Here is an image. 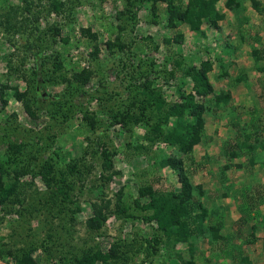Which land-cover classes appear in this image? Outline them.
<instances>
[{
  "label": "rangeland",
  "instance_id": "obj_1",
  "mask_svg": "<svg viewBox=\"0 0 264 264\" xmlns=\"http://www.w3.org/2000/svg\"><path fill=\"white\" fill-rule=\"evenodd\" d=\"M63 1L71 8L69 14L48 12L41 1L33 10L38 20L31 16L35 21L28 22L23 32L0 27V86L7 100L3 106L0 102L1 171H12L8 161H14L13 167L24 166L19 181L24 184L20 191L26 208L20 215L21 204L15 203L11 210L0 204V264L14 262V256L6 255L8 249L28 245L35 247L32 257L38 264H59L82 250L107 253L115 243L119 264H182L177 255L188 259L189 248L181 243L164 245L156 223L142 218L141 206L149 199L140 194L142 185L151 184L167 194L182 190L177 165L161 167L162 157L180 161L190 183L202 185L200 201L208 209L218 208L217 220L228 216L225 211L232 213L231 220H225L234 234L227 236L230 264H252L250 259L239 263V257L262 263L257 257H264L260 250L264 243L256 246V241L264 242V207L243 195L250 189L256 195L264 193L259 178L264 176V150L259 145L264 140V72L252 55L253 48L264 50V0H257L260 14L251 0H239L240 6L233 9L220 0L217 8L223 17L217 26L203 21L201 32H193L175 17L169 19L170 4L162 0ZM172 1L181 9L187 3ZM20 4V0H0V9ZM81 28H90L97 38ZM94 46L98 52L92 55ZM175 59L182 67L210 62L207 77L212 93H194L206 108L202 137L187 153L161 141L154 121L148 125L145 119L137 123L126 119L130 110L148 105L141 92L148 79L167 102L177 100L182 80L179 88L193 93L189 78L172 65ZM221 92L234 96L225 105L217 104L215 96ZM256 121L261 132L257 142L255 135L248 141L257 147L243 150L240 144L245 134H253ZM152 137L159 140L152 142ZM22 141L24 149L19 147ZM103 147L112 162L105 171ZM233 149L240 154L231 160ZM75 160L84 164L83 186L76 181L70 192L73 212H65L58 199L51 200L52 190L40 169L52 163L54 170H64ZM112 171L110 179L100 178ZM93 203L106 216L97 232L85 227ZM118 204L123 207L120 211ZM242 205L249 209V229L238 225ZM48 233H53L52 241ZM42 242L50 246L46 251ZM195 245V264H223L217 257H227L211 249L206 238Z\"/></svg>",
  "mask_w": 264,
  "mask_h": 264
},
{
  "label": "trees",
  "instance_id": "obj_2",
  "mask_svg": "<svg viewBox=\"0 0 264 264\" xmlns=\"http://www.w3.org/2000/svg\"><path fill=\"white\" fill-rule=\"evenodd\" d=\"M20 1L21 4L19 6L3 10L0 9V27L8 28L14 33L23 32V28L28 27V22L30 24L35 21L34 19L38 20V17H34L33 10L41 1H44L46 4L48 12L62 15L66 13L69 14L71 11L67 2L63 0ZM162 1H166L170 4L168 6L170 11L169 19L175 17L179 21L188 23L193 32H201L200 25L203 21L217 26L218 20L223 17V15L218 12L217 8V3L220 0H187L183 9H181L182 6L180 7L178 3L175 4L172 0ZM127 3H130V0H127ZM258 4L259 2L257 0H251L252 7L260 14L262 8L258 7ZM225 6L233 9L240 6V2L239 0H225ZM31 16L34 19L31 18ZM81 30L82 33H87L94 39L97 38V35L92 33L90 28H81ZM54 33L56 36L60 35L57 28H55ZM106 44L111 46L108 42ZM97 52L98 48L94 46V51L91 54L95 55ZM252 55L256 59V62L260 64L258 70L264 72V50L253 48ZM181 63L182 62L178 59H175L172 65L181 70L183 78H189L193 93H187L179 88L184 83L182 80L181 85L178 86L177 100L167 102L162 95L161 89L155 88L153 82L148 79L145 81L144 88L141 90L148 105L143 106L142 108H137V110H130L131 113H126V119L135 123L145 119L148 122V125L154 121V130L161 141L187 153L202 137L201 134L204 123L203 113L206 109L202 103L195 100L194 93L205 96L211 94L213 89L207 77V71L210 67L209 61H202L199 66L190 64L182 67L183 64ZM56 65L60 66V63H57ZM75 76L82 80L80 75ZM230 98L231 96L229 93L221 92L219 95L215 96V101L217 104L222 102L225 105ZM0 102L2 103V106L7 102L4 98V87L2 86H0ZM124 117L125 116L121 118L122 121H125ZM90 122L91 121H88V123ZM253 127H256L257 129L255 128L253 134H245V140L240 144L241 147H243V150H254L257 147L256 145L249 143L248 140L255 135V141L257 142L256 135L258 133L260 134L262 125L259 121H256L253 123ZM53 137L54 136H52V138ZM159 139H154V137H152V142ZM262 142L259 143V145L262 146V149L264 150V144ZM19 147L22 149L25 148L23 141L19 144ZM239 154L240 152L237 153L235 149L231 150L229 155L230 159L233 160L238 157ZM262 155L264 156V152ZM31 157L35 158L36 155L33 154ZM110 157L109 151L103 147L101 150L103 171L112 168ZM78 161L75 160L74 162L71 161L66 163V168L64 170H54L52 163L49 165L44 164V167L40 169L45 184L52 190L51 200L58 199L57 203H60L65 212H73L69 205L71 203L70 192L74 191L76 181L83 186L81 175L83 173L84 164L82 165V162L80 161L79 163ZM13 162L14 161H8L7 163L8 166H12L11 172H7L8 169H3L1 171L2 167L0 164V204L5 206L7 210H11L15 203H19L21 204V209L17 210V212L22 215L26 208L23 207L24 199L20 191L24 184H21L19 178L25 171L24 166L22 169L19 166L13 167ZM175 164L177 165L175 168L178 172V178L182 190L177 193L170 192L167 194V192H163L160 188H153L151 184L142 185L139 189L140 194L148 195L149 198L148 202L141 206L142 211L144 212L142 218L156 223V228L165 237V241H163L164 245L174 246L177 243H181L183 246L189 248L188 251L190 257H188V259L182 255H177V258L182 264H195L194 254L198 247L195 245V242L199 238H206L211 249L218 251L221 254H225L227 257H217L219 261L224 262V259H229V256L231 255L227 253L228 250L226 246L229 239L224 234H221L223 220L221 217L217 220V215H219L218 208L213 205L211 209H208L201 203L200 197L204 195V189L199 183H190L187 176L182 172L183 169L180 165V161H177L173 157H162L160 160L161 167L174 166ZM228 165L230 164L228 163ZM10 173H12L11 180H7L6 178L7 176H10ZM112 174H114L113 171L107 176L103 173L100 175V178L110 179ZM73 175H76L78 179L72 180L70 176ZM251 190L252 189L245 192L243 196H248L250 200L258 201L259 205L264 204V193L262 190L257 195L253 194ZM256 191L258 192V190ZM58 197H60V199ZM250 205H252V203H250ZM242 207L243 208L240 210L241 215L238 219L239 226L245 225L249 220L247 218V216H249V209L244 205H242ZM121 209H123V207L118 204V210L120 211ZM262 217L264 221V214ZM105 220L106 216L103 209L98 204L93 203L92 212L85 220V227L89 232H97L102 228ZM47 236L50 241L53 240V233H48ZM156 242L155 239L154 243ZM46 244L47 243L45 242L40 244L45 251L50 247ZM117 246L118 245L115 243L110 250L104 254L100 250L94 252L91 249L82 250L81 254H70L69 259H65V261L60 260L59 264H119L116 260L121 254L118 251L119 248ZM34 248V246L28 245L27 247H24V249H8L6 255L14 256L15 259L13 258L14 262H12V264H38L32 257V251ZM173 249L174 247L170 248V250ZM1 256L2 253H0V259L3 258ZM233 258L235 260V257ZM241 259L250 263L246 257Z\"/></svg>",
  "mask_w": 264,
  "mask_h": 264
},
{
  "label": "crops",
  "instance_id": "obj_3",
  "mask_svg": "<svg viewBox=\"0 0 264 264\" xmlns=\"http://www.w3.org/2000/svg\"><path fill=\"white\" fill-rule=\"evenodd\" d=\"M237 85H240V84H237ZM232 90L234 91V88H232ZM231 96H234V95H231ZM239 170V169H238ZM239 173H241V170L240 171H238ZM237 175V174H236ZM239 175V174H238ZM259 178H260V180L262 181V182H264V176H262V175H259ZM226 199V198H225ZM230 201V200H229ZM229 201H227V202H229ZM227 202H225L227 205H228V203ZM264 207V204L261 206V208H263ZM226 209L228 208V206L227 207H225ZM231 212H229V211H225V213H224V215H228V216H224V222H223V228H222V233L224 232V235L225 236H229L230 238L234 235L231 231H232V224L231 223H229V222H225V220H227V218L230 216V215H232V213L230 214ZM222 219V220H223ZM229 219V221L231 220V218H228ZM247 224L248 223H246L244 226H243V228H245V229H249V228H247L246 226H247ZM241 226V225H240ZM251 228V227H250ZM260 244H262L263 245V241L261 242V240H258V241H256V246L257 245H259V243ZM260 250H262L263 252H264V247L262 246L261 248H260ZM253 252H250L249 254H252ZM247 255V254H246ZM240 258H243V257H239V260H238V262L240 263V261H242V259H240ZM247 259H248V261H249V259L252 261L251 263L252 264H264V257H257V258H259L261 261H262V263H258L256 260H254L253 258L254 257H246ZM218 261V260H217ZM221 262V261H220ZM237 262V261H236ZM221 263H223V264H230V262H229V259H224V262H221ZM241 264V263H240Z\"/></svg>",
  "mask_w": 264,
  "mask_h": 264
}]
</instances>
